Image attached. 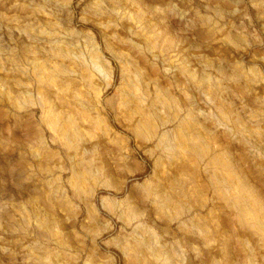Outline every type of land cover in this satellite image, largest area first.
I'll use <instances>...</instances> for the list:
<instances>
[{
    "label": "rangeland",
    "instance_id": "374dc122",
    "mask_svg": "<svg viewBox=\"0 0 264 264\" xmlns=\"http://www.w3.org/2000/svg\"><path fill=\"white\" fill-rule=\"evenodd\" d=\"M0 264H264V0H0Z\"/></svg>",
    "mask_w": 264,
    "mask_h": 264
}]
</instances>
